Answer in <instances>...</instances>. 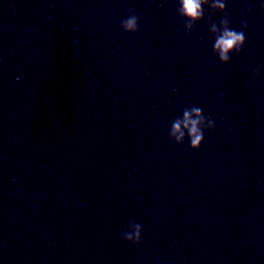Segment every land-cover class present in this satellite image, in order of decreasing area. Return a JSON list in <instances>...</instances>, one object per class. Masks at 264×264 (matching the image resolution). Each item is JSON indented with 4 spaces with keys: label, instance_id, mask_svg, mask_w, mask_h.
Masks as SVG:
<instances>
[{
    "label": "water",
    "instance_id": "water-1",
    "mask_svg": "<svg viewBox=\"0 0 264 264\" xmlns=\"http://www.w3.org/2000/svg\"><path fill=\"white\" fill-rule=\"evenodd\" d=\"M261 3L227 0L222 64L207 6L186 33L176 0H0V157L46 264H264ZM186 107L198 150L168 139Z\"/></svg>",
    "mask_w": 264,
    "mask_h": 264
},
{
    "label": "clouds",
    "instance_id": "clouds-1",
    "mask_svg": "<svg viewBox=\"0 0 264 264\" xmlns=\"http://www.w3.org/2000/svg\"><path fill=\"white\" fill-rule=\"evenodd\" d=\"M178 4L177 15L183 21L185 32L192 30L204 16V7L209 9L208 23L209 32L214 39L212 53L222 64L229 62L230 54L239 55L245 44L247 22L241 21L240 31L230 28V22L225 7L227 0H176ZM260 10L264 11V3L260 4ZM246 11L250 12L251 9ZM213 13H222L218 23L212 22ZM140 17L133 11H129L126 19L120 23V29L128 34H134L138 31ZM259 69L255 70L254 75L258 74ZM214 127V121L207 119L202 115L199 107H186L183 109V118H176L171 122V130L168 132V139L179 145L185 140V131L187 130V139L189 148L198 150L201 145L204 132L210 131ZM142 226L138 223H130L126 231L122 232L120 239L130 245H138L142 240Z\"/></svg>",
    "mask_w": 264,
    "mask_h": 264
}]
</instances>
